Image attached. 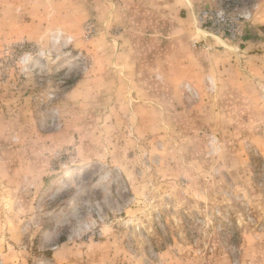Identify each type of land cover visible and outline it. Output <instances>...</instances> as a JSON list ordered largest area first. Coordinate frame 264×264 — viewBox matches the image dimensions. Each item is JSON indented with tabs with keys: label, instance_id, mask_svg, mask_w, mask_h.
I'll return each instance as SVG.
<instances>
[{
	"label": "rangeland",
	"instance_id": "374dc122",
	"mask_svg": "<svg viewBox=\"0 0 264 264\" xmlns=\"http://www.w3.org/2000/svg\"><path fill=\"white\" fill-rule=\"evenodd\" d=\"M0 0V264H264V0Z\"/></svg>",
	"mask_w": 264,
	"mask_h": 264
},
{
	"label": "built area",
	"instance_id": "2783aa9c",
	"mask_svg": "<svg viewBox=\"0 0 264 264\" xmlns=\"http://www.w3.org/2000/svg\"><path fill=\"white\" fill-rule=\"evenodd\" d=\"M253 8V4L240 6L238 0H227L203 9L199 21L206 30L233 39L239 35L243 22L251 17Z\"/></svg>",
	"mask_w": 264,
	"mask_h": 264
}]
</instances>
